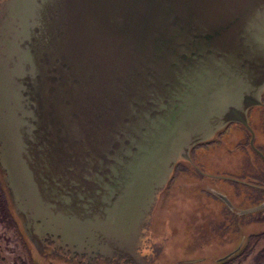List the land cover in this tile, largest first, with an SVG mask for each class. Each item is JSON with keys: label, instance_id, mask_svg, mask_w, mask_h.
<instances>
[{"label": "water", "instance_id": "1", "mask_svg": "<svg viewBox=\"0 0 264 264\" xmlns=\"http://www.w3.org/2000/svg\"><path fill=\"white\" fill-rule=\"evenodd\" d=\"M263 93L264 0H0V180L45 257L158 264L175 167Z\"/></svg>", "mask_w": 264, "mask_h": 264}, {"label": "rangeland", "instance_id": "2", "mask_svg": "<svg viewBox=\"0 0 264 264\" xmlns=\"http://www.w3.org/2000/svg\"><path fill=\"white\" fill-rule=\"evenodd\" d=\"M255 162L258 168L263 167L258 160ZM215 170L226 172L218 167L212 169ZM232 170L236 178L254 173L246 161L242 165L233 163ZM172 176L170 187L166 185L169 189L159 196V217L157 214L151 228L158 236L150 237L157 240L159 247L163 245L161 239L165 243L159 264H182L189 260L204 264L205 258L220 259L242 246L244 251L239 254L243 251V255L238 254L231 264H264V257L260 256L264 247V209L239 214L238 218L216 197L224 194L239 210H245L260 203L264 194L227 181L208 180L212 194L199 187L200 178L194 169L184 171L179 167ZM0 264H35L24 237L1 210Z\"/></svg>", "mask_w": 264, "mask_h": 264}, {"label": "flooded vegetation", "instance_id": "3", "mask_svg": "<svg viewBox=\"0 0 264 264\" xmlns=\"http://www.w3.org/2000/svg\"><path fill=\"white\" fill-rule=\"evenodd\" d=\"M245 121L247 126L240 123L227 124L216 132L210 140L194 147L190 152L189 160L182 161L177 169L179 167L184 171L194 169L200 178L199 187L204 191L212 193V187L207 182L208 180H219L252 188L264 194V93L261 96V105L247 110ZM255 160H258L263 167L258 168ZM244 161L250 165V171L254 173L236 178L234 176L235 171L232 170L233 163H241L242 165ZM214 167L223 168L226 172L212 171ZM216 197L226 205L218 196ZM228 200L233 207L230 209L226 205L227 208L232 215L238 217L240 208L235 206L231 199ZM260 205H264V195L261 197L260 203L246 209ZM263 209L264 207L261 210Z\"/></svg>", "mask_w": 264, "mask_h": 264}, {"label": "trees", "instance_id": "4", "mask_svg": "<svg viewBox=\"0 0 264 264\" xmlns=\"http://www.w3.org/2000/svg\"><path fill=\"white\" fill-rule=\"evenodd\" d=\"M180 163H178L177 164V166L179 165ZM177 166L175 167V169L177 168ZM175 169H174V171H173V176H175ZM172 176V177H173ZM172 182L170 181L169 183H168V186L170 187V184H171ZM167 189H169L168 187H166L164 190H163V192L161 193V195L163 194V193H165L166 192V190ZM161 195H160V197H161ZM160 197H159V202H158V204H157V206H156V209H155V211H154V215H153V221H152V225H151V228L153 227V225H154V221H155V218H156V216H157V211L159 210V203H160ZM0 210H1V213L3 214V216L5 217V218H8L9 220H11V222H13L14 223V225L17 227V229H18V231H19V233L24 237V239H25V242H26V244L29 246V248L31 249V251H32V257H33V259H34V261H35V264H71V263H66V262H64V261H62V260H60V259H57V258H51V257H45V256H43V255H41V254H39L36 250H35V248L26 240V238H25V236H24V234H23V232H22V229H21V225H20V223L18 222V220H17V218L15 217V215L12 213V211H11V208H10V205H9V202H8V199H7V196H6V193H5V191H4V189H3V186H2V183H1V180H0ZM158 217H159V214H158ZM165 224H166V222H165ZM167 225H168V223H167ZM166 226V225H165ZM150 234L151 235H154V237H156V236H158V234L156 233V232H154V231H152L151 229H150ZM154 240V242H156V243H158L157 242V240H155V239H153ZM161 243H163V245H162V247H161V249H160V253H159V256L157 257V263L159 264V258H160V256H161V253H162V251L164 250V246H165V243L162 241V239H161ZM159 244V243H158ZM241 250H243L244 251V246H242L238 251H236L230 258H228V259H226V260H223V261H220V262H218V260H220V259H215V258H205L206 260L204 261V262H202V263H206V264H231L232 262H234L235 260H236V258H237V256H239L240 254L241 255H243V251L239 254V252L241 251ZM233 251H235V250H232L231 252H233ZM231 252H229V253H231ZM228 253V254H229ZM239 254V255H238ZM226 256V255H225ZM224 256V257H225ZM260 256H262V257H264V247H263V249L260 251ZM223 258V257H222ZM185 263H187V264H194V262H193V260L191 261V260H189V261H185V262H183L182 264H185Z\"/></svg>", "mask_w": 264, "mask_h": 264}]
</instances>
